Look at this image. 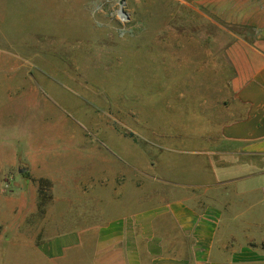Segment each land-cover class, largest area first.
Here are the masks:
<instances>
[{
  "label": "rangeland",
  "instance_id": "1",
  "mask_svg": "<svg viewBox=\"0 0 264 264\" xmlns=\"http://www.w3.org/2000/svg\"><path fill=\"white\" fill-rule=\"evenodd\" d=\"M201 12L179 0H0V47L19 57L0 87V264H90L97 219L152 206L164 188L151 183L208 163L180 139L227 83L214 40L242 31Z\"/></svg>",
  "mask_w": 264,
  "mask_h": 264
},
{
  "label": "crops",
  "instance_id": "2",
  "mask_svg": "<svg viewBox=\"0 0 264 264\" xmlns=\"http://www.w3.org/2000/svg\"><path fill=\"white\" fill-rule=\"evenodd\" d=\"M179 2L242 31L214 40L225 44L214 60L227 83L180 139L208 163L189 180L151 183L164 188L152 206L97 219L90 264H264V0ZM16 61L0 47V87Z\"/></svg>",
  "mask_w": 264,
  "mask_h": 264
},
{
  "label": "trees",
  "instance_id": "3",
  "mask_svg": "<svg viewBox=\"0 0 264 264\" xmlns=\"http://www.w3.org/2000/svg\"><path fill=\"white\" fill-rule=\"evenodd\" d=\"M38 186H39V195H40V198H41L40 199L41 200L40 201V206L44 207L50 201V198L47 197V195H44V190L47 191L48 189H50L51 188V184L48 181L41 179V180L38 181Z\"/></svg>",
  "mask_w": 264,
  "mask_h": 264
}]
</instances>
